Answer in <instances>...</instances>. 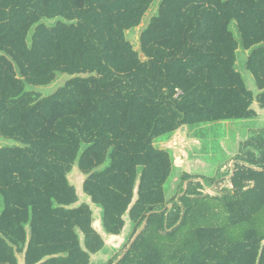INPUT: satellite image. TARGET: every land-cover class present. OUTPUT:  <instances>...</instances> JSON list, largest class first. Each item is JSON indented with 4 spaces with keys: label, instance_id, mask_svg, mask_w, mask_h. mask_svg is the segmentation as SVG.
<instances>
[{
    "label": "trees",
    "instance_id": "obj_1",
    "mask_svg": "<svg viewBox=\"0 0 264 264\" xmlns=\"http://www.w3.org/2000/svg\"><path fill=\"white\" fill-rule=\"evenodd\" d=\"M254 104L264 0H0V264H264V125L211 177L158 144Z\"/></svg>",
    "mask_w": 264,
    "mask_h": 264
},
{
    "label": "rangeland",
    "instance_id": "obj_2",
    "mask_svg": "<svg viewBox=\"0 0 264 264\" xmlns=\"http://www.w3.org/2000/svg\"><path fill=\"white\" fill-rule=\"evenodd\" d=\"M155 11V9H154ZM154 11L148 12L144 18L142 25L134 30V34L130 36L131 40L135 42L140 30L145 26L149 17L153 15ZM131 33V32H130ZM248 56V52L238 50L237 52V70L245 79L248 88L256 92L253 80L249 73L244 69V63ZM66 75H58L56 80L47 87L29 88L40 93L43 97L51 95L67 81ZM254 109L258 116L254 119L243 121H228L216 124H209L195 129L180 130V132L164 136L159 141L160 147L168 150L173 157H175V165L190 174H198L205 177H211L216 173L220 165H223L232 155L236 153L238 144L244 140L250 130L258 129L264 125V110H261L254 104ZM13 143L0 138V148L11 146ZM174 168L170 176L168 191H172L177 173L181 170ZM77 168L72 171V178L75 182L77 179ZM83 179V178H82ZM77 185V184H76ZM96 215L101 212L92 206ZM96 226L98 222H95ZM121 239L109 238L106 241V247L100 253L94 255L90 264H106L111 257L112 248L119 246ZM112 245V246H111Z\"/></svg>",
    "mask_w": 264,
    "mask_h": 264
},
{
    "label": "water",
    "instance_id": "obj_3",
    "mask_svg": "<svg viewBox=\"0 0 264 264\" xmlns=\"http://www.w3.org/2000/svg\"><path fill=\"white\" fill-rule=\"evenodd\" d=\"M181 130L183 131V130H185V128L184 127H182L181 128ZM259 171H261V169H258ZM168 208H171V206L170 205H168L167 206ZM143 226H144V224L141 226V228H140V230L137 232V234L135 235V237L133 238V240L131 241V244H132V242L136 239V237L140 234V232L142 231V229H143ZM130 247V246H129ZM121 258H122V256H121ZM120 258V259H121ZM119 259V260H120ZM117 262H115L114 264H116Z\"/></svg>",
    "mask_w": 264,
    "mask_h": 264
}]
</instances>
